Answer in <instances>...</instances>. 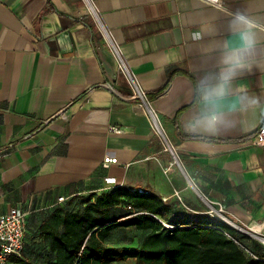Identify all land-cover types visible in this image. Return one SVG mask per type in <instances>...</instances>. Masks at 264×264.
<instances>
[{
	"label": "crops",
	"instance_id": "1",
	"mask_svg": "<svg viewBox=\"0 0 264 264\" xmlns=\"http://www.w3.org/2000/svg\"><path fill=\"white\" fill-rule=\"evenodd\" d=\"M93 12L176 148L183 177ZM237 14L252 21L258 52L232 81L217 131L191 132L188 122L203 108L200 80L221 69L222 44L237 38L229 30ZM240 95L259 103L239 109L232 101ZM263 125L264 0H0V215L22 210L24 257L34 262L49 256L41 221L104 189L157 194L179 212L163 220L184 224L197 213L199 193L238 225L264 234V147L246 145ZM120 231L135 237L124 246L141 240L135 229ZM115 235L108 248L123 246Z\"/></svg>",
	"mask_w": 264,
	"mask_h": 264
},
{
	"label": "trees",
	"instance_id": "2",
	"mask_svg": "<svg viewBox=\"0 0 264 264\" xmlns=\"http://www.w3.org/2000/svg\"><path fill=\"white\" fill-rule=\"evenodd\" d=\"M163 92L158 91L154 97ZM77 205L78 208L71 209L56 207L41 221V239L49 243L45 264H116L128 259H134V264H264L246 256L225 234L258 258H264L260 244L248 236H237L234 229L206 216L199 207L195 208L196 215L184 224L165 222L163 214L177 217L178 210L147 191L139 194L127 189H106L88 194ZM135 212L140 213L133 215ZM162 223L174 228L166 229ZM193 225L213 227H187ZM130 228L142 233L136 247L112 249L105 245L112 232ZM134 241L132 238L130 243ZM10 261L40 264L24 257V248L21 258Z\"/></svg>",
	"mask_w": 264,
	"mask_h": 264
},
{
	"label": "clouds",
	"instance_id": "3",
	"mask_svg": "<svg viewBox=\"0 0 264 264\" xmlns=\"http://www.w3.org/2000/svg\"><path fill=\"white\" fill-rule=\"evenodd\" d=\"M229 30L234 31L237 38L222 44L221 69L200 80L198 91L203 108L191 116L187 125L191 132L203 131L212 134L217 131L224 122L220 109L229 97L232 81L249 67L250 61L258 52L256 34L248 17L237 14ZM232 103L239 109H249L257 105L259 100L254 96L240 95Z\"/></svg>",
	"mask_w": 264,
	"mask_h": 264
},
{
	"label": "built area",
	"instance_id": "4",
	"mask_svg": "<svg viewBox=\"0 0 264 264\" xmlns=\"http://www.w3.org/2000/svg\"><path fill=\"white\" fill-rule=\"evenodd\" d=\"M206 4H215V0H204ZM93 20L97 26V29L99 30L102 38L111 46L114 53L119 58V69L121 73L125 76V78L128 81L129 87L131 88V91L136 98V100L139 102V105L141 107L145 106L147 109V116L150 120V128L151 131L154 133V135H159L164 137L165 134L160 126V123L154 114L147 106L145 102V98L143 93L138 89L136 86L131 74L129 73L125 62L120 58L118 51L114 44L111 42L109 33L107 29L103 26L100 17L93 12L92 14ZM110 132L113 133H120L122 132L121 129L116 127H110ZM166 137V136H165ZM164 137V138H165ZM246 145L250 147H264V125L259 128L257 133L249 138L246 141ZM167 150L170 152L171 156L174 158L175 162L177 158V151L176 148L171 146L169 142H166ZM109 184L114 183V180L109 179L107 180ZM106 190V189H104ZM132 193H146L145 190L137 188V189H131L129 190ZM64 201L63 198H58L57 203H62ZM207 207L209 208V211H205L204 214H209L212 218L218 221V219L213 216V213H219L218 215L222 216L221 213L224 212V206L221 203H214L208 201ZM210 204H215L218 206V208L215 210ZM128 210H131V207L127 208ZM140 212H135L133 215L139 214ZM225 213V212H224ZM23 218L24 213L19 208H13L10 209L8 212L0 215V264H15L12 261H10V258H21L23 248H24V233H23ZM223 218V217H222ZM224 219V218H223ZM230 222V221H228ZM162 225L166 229H173V226L167 225L165 223H162ZM189 228H205V227H213L211 225H193V226H187ZM248 237H250L252 240H255L260 246L264 249V234L261 233H255V232H245ZM229 239L234 241L244 252L246 256L252 257L254 260L264 261V258H258L255 256L251 250L246 247L245 245L239 243L237 240H235L233 237H231L228 234H225Z\"/></svg>",
	"mask_w": 264,
	"mask_h": 264
},
{
	"label": "rangeland",
	"instance_id": "5",
	"mask_svg": "<svg viewBox=\"0 0 264 264\" xmlns=\"http://www.w3.org/2000/svg\"><path fill=\"white\" fill-rule=\"evenodd\" d=\"M155 136H156V138L159 141L161 149H163V150H165L167 152L166 154L168 155V160H169L168 162H170V165L179 174L178 176H180V177L182 176L183 177V175L181 173V170H180V169H182V163L180 161V156H177V158H176L177 162H175L174 158L171 156L170 152L167 150V147H166V142H168L167 138L165 136H164L165 138L162 137V136H159V135H155ZM159 169H160V172L163 175V178H164L165 182L167 183L168 182L167 178H169V177H168V173H166L167 172L166 169L163 170V171H162V169L160 167H159ZM152 172H153V175L156 173L155 170H152ZM196 204H197V207L203 209L204 212L205 211H209V208L207 207V204H208L207 200L203 196H201L199 193L196 195ZM209 205H211L215 210L218 208V206L215 205V204L212 205V204L209 203ZM223 210L225 212V209H223ZM224 212L221 213L222 216L218 215L219 213L218 214L217 213H213V216H215L218 219L219 222H221V223L225 224L226 226L234 229L236 231V233H237V236H243V235L247 236L245 232H249L248 228L244 227V226H241V225H238L232 219H230L229 216H227L226 213H224ZM206 216H210V215L206 214ZM228 221H230V222H228ZM131 234H133V233L132 232L129 233V232H126V231L125 232L117 231L116 235H115V238H114L116 243H117L116 245L122 244L123 246H121V247L130 246L129 245V239L131 237L135 238L134 235H131ZM124 245H128V246H124ZM117 264H129V261L126 262V263H117Z\"/></svg>",
	"mask_w": 264,
	"mask_h": 264
}]
</instances>
